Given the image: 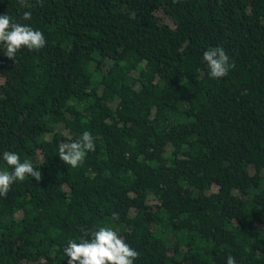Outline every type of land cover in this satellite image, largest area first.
I'll list each match as a JSON object with an SVG mask.
<instances>
[{
  "label": "trees",
  "instance_id": "trees-1",
  "mask_svg": "<svg viewBox=\"0 0 264 264\" xmlns=\"http://www.w3.org/2000/svg\"><path fill=\"white\" fill-rule=\"evenodd\" d=\"M3 14L46 44L14 61L0 44V170L11 151L42 174L0 196V264H67V242L100 227L134 264H264V0H0ZM217 46L234 65L221 79L203 60ZM86 130L95 151L72 168L59 147Z\"/></svg>",
  "mask_w": 264,
  "mask_h": 264
},
{
  "label": "clouds",
  "instance_id": "clouds-1",
  "mask_svg": "<svg viewBox=\"0 0 264 264\" xmlns=\"http://www.w3.org/2000/svg\"><path fill=\"white\" fill-rule=\"evenodd\" d=\"M31 12H24L22 19L27 21ZM0 44L4 45V55L8 59H15V55L22 48L39 50L46 44L44 34L34 30L27 24L14 22L8 14L0 15ZM203 60L209 69L208 75L213 79L225 77L234 65L222 47L209 48L203 53ZM95 151L94 138L89 131H84L79 140L62 143L59 147V159L72 168L83 164L88 152ZM3 161L12 169L0 170V196L6 197L11 186L16 181H24L28 177L36 181L42 179V174L33 164L25 160L20 161L17 153L4 151ZM112 220H119V215L113 213ZM68 257L67 264H134L140 253L130 247L112 227H100L91 233V238H82L80 242L69 240L64 249ZM226 264H236L235 258L228 256Z\"/></svg>",
  "mask_w": 264,
  "mask_h": 264
}]
</instances>
